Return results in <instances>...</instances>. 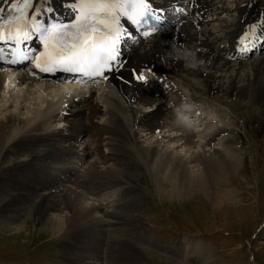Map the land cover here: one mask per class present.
I'll return each instance as SVG.
<instances>
[{"label": "bare ground", "instance_id": "6f19581e", "mask_svg": "<svg viewBox=\"0 0 264 264\" xmlns=\"http://www.w3.org/2000/svg\"><path fill=\"white\" fill-rule=\"evenodd\" d=\"M56 1L52 5L53 0H39L37 11L54 8L57 21L71 19L67 15L79 0ZM100 1L111 12L123 6L119 0ZM183 1L197 6L195 22L175 15V24L167 32L136 45L120 72L129 84L111 79L105 88L88 95L74 86L25 77L12 85L0 75V161L14 158L3 178L4 213L0 212L7 215L29 207L36 228L47 229L52 236L66 235L70 248L64 261L69 264L87 259L88 264H96L93 261L106 255L117 264L145 260L144 248L134 251L129 246L134 247L146 232L145 218L137 211L145 203L141 200L150 197L134 183V176L128 179L131 186L129 181L125 184L127 177L122 176L129 168L122 153L138 154L155 179L173 185V195L203 196L219 211L225 207L222 200L229 198L221 195L220 188L234 190V195L228 193L231 199L239 198L237 189L242 187L233 181L242 166L243 150L231 137L226 110L234 114V102H247L264 114V55L240 59L236 51L246 49L245 42L258 45L264 40V0H238L236 5L227 0ZM0 7L7 15L3 0ZM131 68L142 72L151 68L153 72L146 74L156 75L158 83L139 84L133 73L129 80ZM76 91L82 94L80 100L71 106V114L60 117L63 98ZM220 100H226L227 106ZM212 101L218 103L215 111ZM185 111L196 116L183 121L180 116ZM79 139L82 144H77ZM36 147L42 150L27 160L18 158L20 150ZM262 175L256 173L259 186ZM113 234L118 237L108 244L118 252L109 255L100 248ZM185 243L188 246L190 241Z\"/></svg>", "mask_w": 264, "mask_h": 264}, {"label": "rangeland", "instance_id": "374dc122", "mask_svg": "<svg viewBox=\"0 0 264 264\" xmlns=\"http://www.w3.org/2000/svg\"><path fill=\"white\" fill-rule=\"evenodd\" d=\"M227 1L231 5H236V0ZM262 55L264 51L250 58L256 59ZM201 89L203 90L204 87ZM218 102L227 106L226 100ZM217 104L211 102L212 111L216 110L213 107ZM250 107L247 102L244 104L234 102V114L226 110L229 113L228 122L233 130L231 137L239 146L241 145L244 159L240 163L242 166L238 170L239 175L233 181L238 187H242L241 190L237 189L239 198L231 199L235 194L234 190L223 191L220 188L221 195L225 194L230 199L222 200L225 207L220 211L211 207L210 202L203 196L186 198L187 195H173L175 194L173 185L166 179L164 181V178L157 177L156 180L149 170L150 166L140 156L137 157L138 154L134 157L121 154L129 168L125 171L126 175L122 176V179L127 177L126 181L124 180L125 184L134 176V183L137 182L135 184L139 186L141 192H146L147 197H150L141 200V203L144 201L145 203L137 211L145 218L146 232L141 238L136 239L135 248L129 246L134 251L139 250L140 247L144 248L146 255L142 257H145V262L135 260L133 264H260L259 261L264 264V231H259V228L264 229V175L260 176V186L256 178V173L264 172V114L257 108ZM82 143L83 141L79 140L77 144ZM39 149L36 147L32 150H20L19 152L22 153L18 158L27 160L33 152L42 150ZM13 162V156L0 161V211L4 200L1 196L6 186L3 178L6 177ZM239 179L242 180L238 181ZM222 182L224 183L223 180ZM128 183V186H131L132 182ZM230 192L233 195L228 194ZM241 193H245V196ZM179 204L181 206H177ZM229 206L231 207L227 208ZM28 208L18 209L7 215H2L4 211L0 212V264H69L64 261L69 255L70 248L66 235L59 233L52 236L47 229L36 228L32 211ZM250 222L251 231L248 228ZM19 224L22 227L16 228L15 226ZM116 237L118 235H107V245L100 249L106 254L115 255L118 249L116 247L113 249L108 243L114 238L116 240ZM186 240L190 241L188 246ZM249 249L252 250V258ZM186 252H189L188 256ZM132 255L127 256L126 259ZM87 260L81 263L88 264ZM99 261L101 264L103 261H105L103 264H117L109 260L107 255L102 260L93 262L100 264Z\"/></svg>", "mask_w": 264, "mask_h": 264}, {"label": "snow or ice", "instance_id": "6c2138e0", "mask_svg": "<svg viewBox=\"0 0 264 264\" xmlns=\"http://www.w3.org/2000/svg\"><path fill=\"white\" fill-rule=\"evenodd\" d=\"M3 3L8 5V9L5 15L6 9L0 7V61L10 64L26 61L32 66L34 76L37 72L55 74L67 71L72 74L73 79L83 77L89 83H94L99 79L108 81L111 73L116 72L118 68L122 69L124 66L123 45L136 34L132 29L137 30L139 24L152 18V14L148 11L149 8L157 14L165 11L163 8L155 7L151 0H119V3L126 6V11L123 14L120 12L113 14L107 9L100 11L86 26V30H90L86 35L78 32L75 37L56 35L49 39L39 31L34 33L29 21L33 18L39 21L43 16L42 24L46 28L49 25V18L54 19V8L37 11L36 6L39 0H3ZM78 12L79 9L73 11L72 19L76 18ZM114 30L119 31L120 52L113 58L110 49L111 41L108 37L114 35ZM35 39L40 41V45L32 48L30 42ZM68 39L71 40V46L66 47L64 41ZM17 50L22 53L27 50V54L20 60L14 59ZM81 56H88L94 60V74L85 75L84 72L70 66ZM49 63L57 66L53 71H42V68ZM150 72H153L151 68H146L143 72L134 69L133 79L138 83L147 84L150 76L146 73ZM259 231H264V229L259 228Z\"/></svg>", "mask_w": 264, "mask_h": 264}, {"label": "water", "instance_id": "95a60500", "mask_svg": "<svg viewBox=\"0 0 264 264\" xmlns=\"http://www.w3.org/2000/svg\"><path fill=\"white\" fill-rule=\"evenodd\" d=\"M249 254H250L251 258H252L253 254H252V250L251 249H249Z\"/></svg>", "mask_w": 264, "mask_h": 264}]
</instances>
